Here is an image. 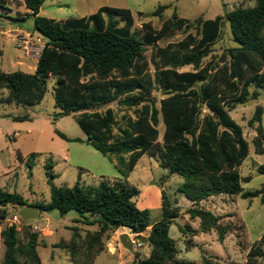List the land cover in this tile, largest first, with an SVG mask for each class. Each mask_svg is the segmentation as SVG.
Instances as JSON below:
<instances>
[{
    "label": "trees",
    "instance_id": "obj_1",
    "mask_svg": "<svg viewBox=\"0 0 264 264\" xmlns=\"http://www.w3.org/2000/svg\"><path fill=\"white\" fill-rule=\"evenodd\" d=\"M45 1L24 0L27 16L11 18L23 22L32 17L45 45L35 73L0 71V107L40 105L48 80L54 78V99L61 109L56 118L73 116L87 143L114 161L121 175L103 178L97 186L87 188L78 184L52 187L47 204L29 205L18 192L0 188V252L4 248L0 264H42L39 233L27 228L21 236L16 224L2 228L10 207L25 206L58 211L62 217L75 211L78 222L98 225L99 230L88 233L83 242L78 243L75 234L65 247L71 259L81 252L75 264H94L103 238L121 228L135 235L149 231L150 255L134 264H221L208 258L201 262L179 259L176 240L170 236V227L180 216L179 207L162 191V218L152 223L151 211L137 205L141 191L130 183L129 176L144 156L157 155L160 168L183 179L179 191L193 206L187 214L199 220V229L193 231H216L220 242L230 233L229 227L211 211L199 208L200 204L212 197L241 195L247 199L264 193V184L261 190L244 192L239 168L249 157L250 145L230 114L237 105L259 96L258 91L251 92L253 86L264 88V0L216 19H198L197 35L189 33L166 47L158 45L164 36L192 27L177 13L163 21L159 30L151 22L144 23L140 34L134 30L135 16L130 9L105 6L88 17L57 21L40 16ZM163 12L161 6L154 16L161 19ZM224 20L229 21L238 47L230 49L219 63L204 66L221 36ZM150 47L154 51L148 62ZM188 66L193 70L181 72ZM156 86L168 95L159 104L153 96ZM113 103L117 109L99 110ZM263 114V107L258 106L250 121L257 124V154H264ZM161 122L165 130L160 142ZM57 135L68 142H83L60 132ZM34 159L35 154L27 164L29 177ZM44 168L49 179L57 177L51 159ZM257 171L264 175V164ZM262 258L264 235L250 248L245 263L228 264H258Z\"/></svg>",
    "mask_w": 264,
    "mask_h": 264
},
{
    "label": "rangeland",
    "instance_id": "obj_2",
    "mask_svg": "<svg viewBox=\"0 0 264 264\" xmlns=\"http://www.w3.org/2000/svg\"><path fill=\"white\" fill-rule=\"evenodd\" d=\"M0 7V71L6 73H35L39 55L45 45V40L35 31L32 17L20 22L11 18L22 19L29 10L24 0H2ZM255 0H46L40 9V16L57 21L88 17L95 14L101 7L130 9L135 16V28L142 33L143 24L151 22L155 29H160L163 21L173 18L174 14L189 20L192 24L187 30L178 31L164 36L159 42L160 47L182 41L189 33L197 35L196 21L198 19L212 20L225 16L238 7H254ZM164 7L163 17L154 16L159 7ZM142 14L139 15V14ZM238 47L234 41L230 23L224 20L222 33L211 47L212 53L204 60V66L217 64L229 50ZM153 48L146 52L148 62L151 61ZM191 66L181 72L192 71ZM56 80L50 78L47 82V93L40 105H5L0 107V188L10 192H18L29 205L47 204L51 199L52 187L80 185L87 188L97 186L103 178L120 177L116 163L103 156L89 145L86 134L76 123L73 116L57 117L61 109L54 99ZM259 92L256 99L250 98L244 104H239L231 111L232 118L243 128L244 137L249 142V157L240 166L239 172L244 179V192L261 190L264 175L257 169L264 164V154H257L254 140L257 136V124L251 125L258 106L264 109V88L253 86L251 92ZM6 95V92H4ZM153 96L159 104L168 95L157 88ZM117 109L116 103L99 108ZM206 112V111H205ZM204 112V113H205ZM29 116V120L14 121L12 117ZM264 127V114L262 116ZM162 135L165 130L163 122L159 126ZM57 132L71 139L83 142H68L61 139ZM35 154L33 175L29 177L27 164L29 157ZM51 159L54 164V179H49L44 168L45 161ZM129 181L136 186L141 195L137 199L140 209L151 211L152 223L162 218V197L164 191L173 206L179 207L180 216L170 227V236L176 240L179 250L178 258L185 261L201 262L203 258L216 260L221 264L245 263L250 248L264 235V193L254 198L238 196L212 197L202 202L199 208L211 211L221 218V224L227 225L230 233L223 242L219 241L216 231L209 233L194 232L199 229V220H193L187 214L192 203L179 191L183 179L178 175H170L160 168L158 156H144L136 169L130 174ZM17 215L14 207L9 208V215L3 221L2 228L13 223ZM80 216L72 211L61 216L58 211L42 213L39 220L22 221L16 226L23 235L29 228L40 235L41 245L38 253L42 264H75L80 260V253L71 259L70 245L74 235L81 243L88 233L99 230L98 225L89 226L78 222ZM182 228V231L181 229ZM150 230V228H149ZM148 232L139 234L144 238ZM130 236L133 250L126 248L120 237ZM128 229L112 231L103 238L101 248L94 264H134L137 260L149 257L151 247L137 239ZM4 248L1 247L0 261ZM258 264H264V258Z\"/></svg>",
    "mask_w": 264,
    "mask_h": 264
},
{
    "label": "water",
    "instance_id": "obj_3",
    "mask_svg": "<svg viewBox=\"0 0 264 264\" xmlns=\"http://www.w3.org/2000/svg\"><path fill=\"white\" fill-rule=\"evenodd\" d=\"M14 210L25 222L39 220L42 213H49L51 210H42L40 207L25 206L23 208L14 207ZM138 240L143 243H147L148 239L141 235L136 236ZM122 244L129 250H133V242L129 235L124 234L120 237Z\"/></svg>",
    "mask_w": 264,
    "mask_h": 264
},
{
    "label": "built area",
    "instance_id": "obj_4",
    "mask_svg": "<svg viewBox=\"0 0 264 264\" xmlns=\"http://www.w3.org/2000/svg\"><path fill=\"white\" fill-rule=\"evenodd\" d=\"M23 220L21 219V217L17 214L15 215V217L13 218V223H21Z\"/></svg>",
    "mask_w": 264,
    "mask_h": 264
},
{
    "label": "crops",
    "instance_id": "obj_5",
    "mask_svg": "<svg viewBox=\"0 0 264 264\" xmlns=\"http://www.w3.org/2000/svg\"><path fill=\"white\" fill-rule=\"evenodd\" d=\"M40 56V55H39ZM39 59V58H38ZM123 229H125V228H123ZM126 230V229H125Z\"/></svg>",
    "mask_w": 264,
    "mask_h": 264
}]
</instances>
